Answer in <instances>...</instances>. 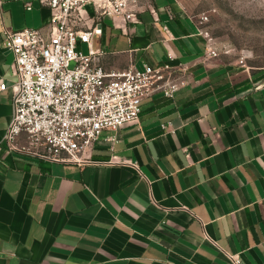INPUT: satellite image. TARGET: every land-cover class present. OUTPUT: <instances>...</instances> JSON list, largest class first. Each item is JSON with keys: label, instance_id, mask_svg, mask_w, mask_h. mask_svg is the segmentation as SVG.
<instances>
[{"label": "crops", "instance_id": "obj_1", "mask_svg": "<svg viewBox=\"0 0 264 264\" xmlns=\"http://www.w3.org/2000/svg\"><path fill=\"white\" fill-rule=\"evenodd\" d=\"M139 5L121 27L104 16L92 48L106 72L149 65L162 79L139 121L104 131L79 165L4 141L17 80L5 31L49 35L51 11L0 0V264H264V67L209 55L178 0ZM84 16L93 26L92 1Z\"/></svg>", "mask_w": 264, "mask_h": 264}, {"label": "built area", "instance_id": "obj_2", "mask_svg": "<svg viewBox=\"0 0 264 264\" xmlns=\"http://www.w3.org/2000/svg\"><path fill=\"white\" fill-rule=\"evenodd\" d=\"M38 1L51 11L49 35L38 29L5 31L3 46L14 55L17 80L4 141L15 152L82 165L104 131L139 121L142 101L162 79V69L145 65L143 70L106 72L98 63L100 52L92 48L93 38L103 33V17H113L120 27L133 22L139 0ZM90 1L96 16L88 27L84 11ZM82 44L89 47L87 54L81 51ZM208 53L218 56L210 42ZM6 88L0 85V90ZM177 89L176 83H170L166 94L171 96ZM23 133L29 147L20 148L16 141ZM231 259L240 264L237 257Z\"/></svg>", "mask_w": 264, "mask_h": 264}, {"label": "rangeland", "instance_id": "obj_3", "mask_svg": "<svg viewBox=\"0 0 264 264\" xmlns=\"http://www.w3.org/2000/svg\"><path fill=\"white\" fill-rule=\"evenodd\" d=\"M178 1L223 56L264 67V0Z\"/></svg>", "mask_w": 264, "mask_h": 264}]
</instances>
